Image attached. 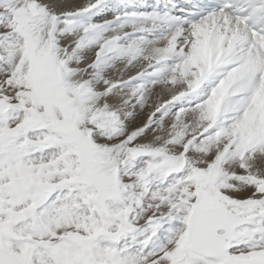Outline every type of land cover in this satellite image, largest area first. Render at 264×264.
Here are the masks:
<instances>
[{
  "label": "snow or ice",
  "instance_id": "6c2138e0",
  "mask_svg": "<svg viewBox=\"0 0 264 264\" xmlns=\"http://www.w3.org/2000/svg\"><path fill=\"white\" fill-rule=\"evenodd\" d=\"M0 264H264V0H0Z\"/></svg>",
  "mask_w": 264,
  "mask_h": 264
}]
</instances>
